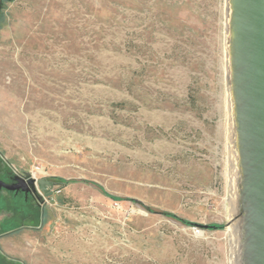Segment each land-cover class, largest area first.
Masks as SVG:
<instances>
[{"label": "rangeland", "instance_id": "1", "mask_svg": "<svg viewBox=\"0 0 264 264\" xmlns=\"http://www.w3.org/2000/svg\"><path fill=\"white\" fill-rule=\"evenodd\" d=\"M227 5L0 0V264H237Z\"/></svg>", "mask_w": 264, "mask_h": 264}, {"label": "water", "instance_id": "2", "mask_svg": "<svg viewBox=\"0 0 264 264\" xmlns=\"http://www.w3.org/2000/svg\"><path fill=\"white\" fill-rule=\"evenodd\" d=\"M232 230L237 264H264V0H228ZM0 187L52 194L47 178Z\"/></svg>", "mask_w": 264, "mask_h": 264}, {"label": "built area", "instance_id": "3", "mask_svg": "<svg viewBox=\"0 0 264 264\" xmlns=\"http://www.w3.org/2000/svg\"><path fill=\"white\" fill-rule=\"evenodd\" d=\"M42 167L40 165H36L32 168L31 172H30V176L34 177L35 179H37V175L43 173L42 171Z\"/></svg>", "mask_w": 264, "mask_h": 264}, {"label": "flooded vegetation", "instance_id": "4", "mask_svg": "<svg viewBox=\"0 0 264 264\" xmlns=\"http://www.w3.org/2000/svg\"><path fill=\"white\" fill-rule=\"evenodd\" d=\"M1 175V174H0ZM2 176V175H1ZM4 177V176H3ZM14 176H12L11 178L9 177V180L7 179V182L8 183H11V182H14V179H13ZM4 182V181H3ZM4 189V187H0V191H2ZM16 192V191H14ZM22 193L23 194V197L25 198V200L27 199L28 196H32L33 193H28V194H25L24 192L22 191H17V193Z\"/></svg>", "mask_w": 264, "mask_h": 264}, {"label": "bare ground", "instance_id": "5", "mask_svg": "<svg viewBox=\"0 0 264 264\" xmlns=\"http://www.w3.org/2000/svg\"><path fill=\"white\" fill-rule=\"evenodd\" d=\"M226 26H228V18L226 17ZM228 66V65H227ZM231 182V181H230ZM231 186V185H230ZM231 190V189H230ZM231 199V198H230ZM231 202V201H230ZM233 231V230H232ZM231 246L233 249V252L235 254V245H234V238H233V232L231 233ZM236 263V262H235Z\"/></svg>", "mask_w": 264, "mask_h": 264}, {"label": "trees", "instance_id": "6", "mask_svg": "<svg viewBox=\"0 0 264 264\" xmlns=\"http://www.w3.org/2000/svg\"><path fill=\"white\" fill-rule=\"evenodd\" d=\"M50 180H52V179H50Z\"/></svg>", "mask_w": 264, "mask_h": 264}]
</instances>
